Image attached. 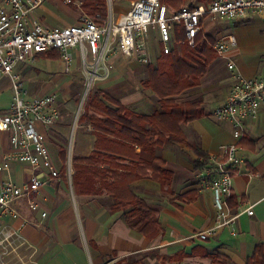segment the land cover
Wrapping results in <instances>:
<instances>
[{
    "label": "crops",
    "instance_id": "1",
    "mask_svg": "<svg viewBox=\"0 0 264 264\" xmlns=\"http://www.w3.org/2000/svg\"><path fill=\"white\" fill-rule=\"evenodd\" d=\"M205 1L183 0V5L203 8ZM131 2L106 0L107 18L119 19L128 11ZM36 14L46 27L75 26L80 19V11L65 0H45ZM196 38L199 43L212 45V50L217 42L223 43L227 50L224 57L217 56L213 50L214 58L198 84L170 99L178 104L198 102L193 110L201 111L202 115L179 124L184 141L146 148L142 152L140 147L134 146V152L139 153L142 160L161 159L164 169L172 173L170 187L162 188L149 177L129 184L133 194L156 212L162 233L153 240L146 239L128 225L126 212L113 209L114 199L110 195L76 194L72 160L90 155L96 136L88 124L78 122L84 112V108L79 110L81 101L78 110L82 112L79 115L77 111L76 118L71 120L69 105L60 106L69 103L68 100L64 102L62 95V88L71 83H67L69 75L56 77L49 84L40 80L37 68L26 64L16 67L31 97L57 94L60 118L51 128L39 130L47 136L46 146L59 176L52 178L45 170L33 171L27 165L6 162L4 156L11 150L9 136L0 132V183L20 184L28 181L33 173L43 182L36 193L17 201L20 219L6 216L2 221L18 229L23 237V241L14 244L5 264H114L128 258L142 264H247L256 246L264 244V104L256 120L245 122L240 141L233 138L229 121L210 117L211 111L225 101L234 72L244 78L264 74V19L255 14L235 20L206 16L200 21ZM229 62L234 64L233 72L227 68ZM123 64L128 67L116 68ZM146 71V66L116 57L113 70L106 78L95 81L92 88L139 115L161 113L157 98L155 105L147 104L148 100L142 95L143 79L139 82L138 77ZM4 81L8 83L7 79H2L0 85ZM84 104L88 101L83 107ZM234 143L239 146L237 157L242 164L232 178L228 207L240 215L233 226L219 228L208 239L200 240L196 235L215 225L212 194L204 185L200 172L211 156L221 154L222 146ZM195 147L208 158L201 168L195 166L198 160ZM107 178L112 181L111 177ZM30 202L38 210L31 211ZM249 206H252V216L245 212ZM42 212L46 213L44 218L40 216ZM23 220L26 223L21 226Z\"/></svg>",
    "mask_w": 264,
    "mask_h": 264
},
{
    "label": "built area",
    "instance_id": "2",
    "mask_svg": "<svg viewBox=\"0 0 264 264\" xmlns=\"http://www.w3.org/2000/svg\"><path fill=\"white\" fill-rule=\"evenodd\" d=\"M45 0H0V80L7 79L11 99L7 108L0 109V132L7 133L11 150L4 156L6 162L29 166L33 171L45 170L52 178L59 176L47 146V136L39 128L49 129L60 118L57 94H39L31 97L21 76L15 71L20 64L31 65L39 54L57 52L59 60L69 72L74 58L84 79V90L89 92L95 81L106 78L113 70L116 57H126L142 66L155 64L152 45L156 43L159 55H169L178 49L176 30L182 29L189 46H194L200 21L203 17L235 20L251 15L264 19V0H210L203 8L182 6L171 11L159 0H136L119 19L102 20L82 11L83 0H65L80 11L79 24L67 27H46L36 12ZM213 50L224 57L226 46L217 42ZM228 70L234 71L229 62ZM85 102L84 97L81 104ZM264 104V74L244 78L234 72L233 84L225 101L210 113L216 121H229L232 136L240 141L246 121L258 117ZM80 110V109H79ZM78 110V114H79ZM239 146L234 143L221 147L219 156H211L200 172L206 188L211 192L215 225L196 235L206 240L219 228L234 225L240 213L228 207L232 195V178L238 172L242 160L237 157ZM43 182L35 173L28 181L14 184L0 183V264L11 254L14 244L23 241L18 229L4 224L8 216L20 219L17 201L36 193ZM31 211L38 207L30 202ZM253 215L252 206L245 209ZM41 218L46 216L41 213ZM26 222L23 220V226ZM232 232V235H235Z\"/></svg>",
    "mask_w": 264,
    "mask_h": 264
},
{
    "label": "trees",
    "instance_id": "3",
    "mask_svg": "<svg viewBox=\"0 0 264 264\" xmlns=\"http://www.w3.org/2000/svg\"><path fill=\"white\" fill-rule=\"evenodd\" d=\"M159 1L171 11L184 6L183 0ZM82 9L89 16L99 15L102 20H107L106 0H83ZM196 37L194 46H189L182 29H177L176 42L179 50L174 49L169 55L158 56L156 67H147L146 78L141 86L158 99L161 113L139 115L104 92L92 88L88 104L78 121L91 127L96 142L90 155L72 160L76 194L110 195L114 199L113 209L126 212L125 220L128 225L141 232L148 240H153L162 233V228L157 221L156 212L148 209L133 194L129 184L141 177H149L162 188L170 187L172 173L164 169V161L161 159L142 160L139 153L134 152V146L140 147L142 152L146 148L161 147L177 140L184 141L179 124L202 115L201 111L193 110L199 105L198 102L178 104L170 99L197 85L214 58L212 45L199 43ZM39 57L58 60L59 54L55 51L46 52L39 54ZM194 152L198 156L196 168L203 167L207 156L197 147ZM100 166H106L107 169ZM107 176L112 181H108ZM114 264L142 262L128 258ZM247 264H264V244L256 246Z\"/></svg>",
    "mask_w": 264,
    "mask_h": 264
},
{
    "label": "rangeland",
    "instance_id": "4",
    "mask_svg": "<svg viewBox=\"0 0 264 264\" xmlns=\"http://www.w3.org/2000/svg\"><path fill=\"white\" fill-rule=\"evenodd\" d=\"M210 1H205V6L209 3ZM113 13L115 14V9H113ZM116 19V18H115ZM177 44V43H176ZM152 49H153V53H154V56L156 57L155 59V64H153L152 66L153 67H156V60H157V57L160 56L158 54V49H157V45L156 43H153L152 45ZM178 49H175V51H178ZM125 60H128V58L122 56ZM80 60L79 57L76 56V58L73 59L72 61V66L70 68V71L69 72H66L65 71V66L64 64L57 60V59H39L37 61H35L34 63L31 64L32 67L34 68H37L40 72V80L41 81H45V82H48L49 84H52V82L56 79V77H62V76H68L69 75V78L70 80L67 81V83L71 82L70 84L67 85V87L65 88H62V95H63V100L64 102L68 100L69 103L67 104H62L61 103V100H62V96L60 95L59 98H58V102L60 104L61 107L65 108L66 105H69V119H75L76 118V112L78 111V107H79V103L80 101H82L83 97H84V100L87 102L88 98H89V95H90V92H86L84 90V79H83V76H82V72H81V66L80 64L78 63ZM127 65V64H125ZM124 64L120 67V65H118V67L116 68H121L123 69ZM128 67V66H125V68ZM27 68V67H25ZM28 69V68H27ZM33 75H38V72H33ZM146 78V74L145 75H140L138 77V80L139 82L143 79ZM142 80V81H143ZM1 90H0V108L1 109H5L7 108L8 104L10 103V99H11V91H10V88H9V85L8 83H6L5 81L1 83ZM142 95L144 97L145 100H148L147 101V104H153L155 105L156 104V97L154 95H152L151 93H149L148 91L144 92V90H142ZM151 98L152 99V102L151 100L149 99ZM74 100L76 101V103H74ZM78 102V103H77ZM85 103V102H83ZM85 105V104H84ZM87 105V104H86ZM86 105L83 107V104L81 105L80 107V110H82L83 108L86 107ZM82 111L79 112V115ZM76 129L74 128V131Z\"/></svg>",
    "mask_w": 264,
    "mask_h": 264
}]
</instances>
